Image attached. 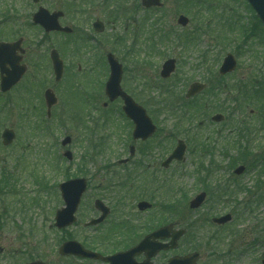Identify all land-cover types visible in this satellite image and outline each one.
<instances>
[{"label":"rangeland","instance_id":"374dc122","mask_svg":"<svg viewBox=\"0 0 264 264\" xmlns=\"http://www.w3.org/2000/svg\"><path fill=\"white\" fill-rule=\"evenodd\" d=\"M77 1L79 5L81 3L80 14L77 13L79 10L70 8L69 0H44L37 5L31 0H0V40L13 41L23 36L26 49L23 61L28 65L27 73L17 86L7 93L0 92V175L4 176V172L13 174L11 181L17 189L16 192L1 193L0 196V214H8L0 218V264H23L38 258L50 264H101L74 256H61L58 248L63 241L71 238L88 245L90 242L91 246L107 254L110 248L100 242V237L108 229L125 217L135 225L133 234L136 235L132 237L135 241L148 231L150 224H144L148 215H157L166 223L177 221L186 227L188 234L180 241L176 253L196 248L201 253L199 264H262L263 245H257L250 251L251 254L243 255L229 253L231 249L226 245L234 242L238 250L237 236H242L241 242L252 240L253 227L264 223V203L258 206L256 212L246 216V220L240 223L235 221L224 228L221 234L224 239L218 250L213 243L207 242L211 235L223 229L215 225L211 218L233 212L232 207L219 203V198H213V189L219 191V185L228 183L230 177L235 185L243 186V192L237 196L240 200L247 196L258 175V170L251 171V168L241 175L234 173L239 166L238 145H244L238 139L239 129L245 125L252 130L254 128V131L257 129L255 135L249 134L247 138L253 140L255 146L250 145L252 151L249 158L264 152V127H260L258 121L261 103L245 101L244 91L238 86V83L251 77L264 78V28H258L257 36L243 42L244 26L249 23L250 30L255 23L258 24L246 0H163V6L152 12V19L143 24V32L135 45L134 27L129 28L134 26V22L140 23L141 12L135 16V21L122 17L114 27L109 22L111 18L108 13L98 9L102 0H97L93 5L88 0ZM39 5L50 11H66L67 22L78 26L75 34L49 33L44 36V30L39 25L31 24L32 15ZM5 10H9L16 20L3 25ZM216 11L218 14L212 16V12ZM180 14L190 18V24L185 29L177 23ZM97 18L108 21L109 27L101 34L95 32L92 26ZM228 21L235 25L233 27L232 24L230 31L225 30L224 26ZM125 23L130 25L128 30L124 29ZM199 25L208 27L202 28L201 38L196 45L184 47L178 42L179 35H185ZM169 30L174 31L172 38L160 42L159 34ZM152 32L157 44L150 40ZM114 33L126 34V42L113 44ZM88 35L91 37L88 38ZM81 37L87 38L88 42H82ZM75 39L81 40L86 47L73 51L76 48L73 44ZM88 43L92 48H88ZM53 47L62 50L61 53L65 52L66 69L56 90L59 102L49 117L43 94L46 88L56 84L50 61ZM108 51H114L128 67L123 86L135 93L137 100L145 106L159 127L157 135L149 143L141 147V143H135L138 148L136 161L139 158L143 161L141 169L153 171V162L167 158L178 139L187 143L185 160L174 161L164 169L160 164V176L155 182H148L151 178H145V173L140 172L128 183V188L118 186L127 180L128 174L119 169L116 162L129 156V146L134 141L131 139V124L120 113L122 103L116 100L107 107L103 106L107 99L101 83L109 76L105 60ZM228 52L236 55L238 67L227 78H220L218 68ZM205 54L209 63L200 64ZM170 57L177 59V68L170 78L163 79L160 70L163 62ZM32 80L35 83L31 86ZM196 80L209 83V91L207 89L197 97V100L208 102V106L188 105L182 110V113L188 111L187 118L178 119L175 113L178 107L172 109L169 104L175 102L182 106L189 85ZM217 86L220 88L211 95V87ZM164 89L169 91L165 92ZM84 93L86 97L91 95V99L87 97L88 103ZM65 103L68 109L63 111ZM74 110L81 112V118ZM217 112L226 116L221 123L211 120V116ZM5 127L16 131V139L9 146L2 144L1 133ZM67 135L72 137V142L63 146L62 139ZM227 145L229 150L225 149ZM213 147L216 156L205 154L203 149L211 151ZM67 149L73 153L71 161L64 156ZM224 154H229L231 159L224 158ZM210 161L225 169L214 172L204 186L203 175L208 172H205L206 168L211 172ZM80 176L88 179V190L77 212V223L63 232L54 225L56 210L64 205L59 184L68 178ZM37 179L42 180L41 187L36 183ZM110 182L115 184V188L114 193L109 189L111 193L108 194L103 187ZM167 188L174 192L175 197L171 194L173 201L165 206L167 214L161 215L158 205L166 195ZM152 189L156 190V194L150 198L144 192ZM202 190L208 192L206 202L199 209L191 210L190 199ZM139 194V197L136 196ZM96 198L112 206V213L100 227L86 228L84 223L98 215L94 208ZM144 199L152 202L154 207L139 211L137 202ZM121 201L122 204H119ZM192 221L197 222L196 228L189 227ZM231 227L239 229V232L234 233L236 236H230L228 241V229ZM192 237L194 242H191ZM132 238L126 240V245ZM122 246L120 248H124ZM214 253L218 262L215 261L216 257L213 258ZM170 256V252H163L154 261L158 264Z\"/></svg>","mask_w":264,"mask_h":264},{"label":"water","instance_id":"95a60500","mask_svg":"<svg viewBox=\"0 0 264 264\" xmlns=\"http://www.w3.org/2000/svg\"><path fill=\"white\" fill-rule=\"evenodd\" d=\"M39 2L40 0H34ZM252 7L257 11L262 22L264 23V0H248ZM144 4L147 6L160 4L159 0H145ZM62 15V12H56L50 14L49 11L40 7L39 11L34 15V21L37 24H41L46 32L52 30H64L71 32L69 27L62 28L58 23V18ZM180 23L186 25L188 18L185 16L180 17ZM22 39H19L13 43L0 42V71H1V90L3 92L9 91L18 81L22 78L26 72V65L21 64L22 56L17 55V51L24 53V49L21 47ZM108 62L111 68L110 77L106 83V94L110 100L113 101L118 97H122L124 100L123 109L126 114L135 122V129L133 136L135 139L146 140L156 131V126L152 119L148 116L146 109L135 102V100L129 96L121 87V79L123 74L122 64L115 58L112 53L108 54ZM51 58L53 62V68L56 74V80H60L63 74V62L59 58L57 50L51 52ZM236 67V59L232 54H228L224 59V62L220 68L221 74L232 72ZM175 69V60L170 59L163 65L161 75L167 78ZM204 88L203 84L193 83L187 92V97L199 93ZM48 108L50 109L56 102L57 97L52 90H47L45 93ZM215 121L223 120V115L217 114L213 117ZM15 138V132L11 129H5L3 133L4 144H10ZM71 141L70 137H67L63 144L66 145ZM133 149V148H132ZM186 150V145L183 141H179L178 146L165 161V166L173 159L182 160ZM134 152H132L133 154ZM66 156L72 158L71 152H66ZM244 167H239L236 173L243 172ZM87 181L85 178H75L65 181L60 184V190L65 205L56 212L55 225L59 229H63L71 226L76 222V212L83 193L86 191ZM206 198V193L198 194L190 202L192 209L200 207ZM95 206L101 211V216L92 219L87 225H97L105 220L110 213V208L106 206L101 200L95 201ZM139 208L144 210L151 207L150 203L141 201ZM231 219V215H225L221 218H215L214 221L219 224H224ZM185 234V229H173V224H169L159 228L158 230L148 234L145 238L135 247L116 253L110 256H102L98 252H94L86 249L80 242L76 240L66 241L60 248L61 255H76L84 258L100 259L109 264H153L152 258L156 256L162 250H169L177 247L178 240ZM169 242H161V240L169 239ZM144 253L146 258L142 262L136 260V256ZM200 254L198 252H192L184 256H173L167 262L162 264H197ZM26 264H47L43 261L37 260Z\"/></svg>","mask_w":264,"mask_h":264},{"label":"flooded vegetation","instance_id":"af4514ba","mask_svg":"<svg viewBox=\"0 0 264 264\" xmlns=\"http://www.w3.org/2000/svg\"><path fill=\"white\" fill-rule=\"evenodd\" d=\"M97 0H88L87 2H91V4L93 5V4H95V2H96ZM83 2H84V0H83ZM111 7H114V9L112 10L111 9ZM98 9H100V10H102L103 12H105V13H108V15H109V18H111V19H109V22H111V24L112 25H114V27H117L116 25H115V23L117 22V21H119L120 19H122V17L123 18H125V19H127V20H130V19H132L133 18V15H134V12H135V15H137V14H139L140 12L142 13V15H140L139 17H141L142 16V18H141V20H140V23L138 22L137 24H135V22H134V27H135V32L137 33L139 30H142V25H143V21H144V19H145V17H146V15H148L150 12H155L157 9L155 8V7H153V8H144L143 6H142V0H102V2H101V5H100V7L98 8ZM56 10H58V9H56ZM110 10V11H109ZM112 10V11H111ZM55 11V10H54ZM77 13H81V11H78ZM66 14H67V12L65 11L64 12V15L60 18V20H59V22H60V24L62 25V26H69V27H72V29H73V31H75V30H77L78 29V26L77 27H75V26H73V25H71V24H69V22H67V20H66ZM134 19V18H133ZM97 20H99V21H102L103 22V32H104V30L106 29V27H109L108 26V21H103L102 19H100V18H97L94 22H93V29H94V31L95 32H97L96 31V28H95V22L97 21ZM134 21H135V19H134ZM79 26H81V25H79ZM130 27V25H128L127 23H125V26H124V28L126 29V30H128V28ZM133 28V26H131V28H129V29H132ZM103 32H97V33H99V34H101V33H103ZM55 34H58V35H63V32H58V33H55ZM89 37H91V36H89L88 35V38ZM91 39V38H90ZM63 58H64V53H63ZM64 63H65V59H64ZM123 63V66H124V75H123V77L125 76V73H126V71L127 70H129L128 69V67H127V69H126V65H125V63L124 62H122ZM65 69H66V64H65ZM81 69V66H79L78 67V70H80ZM137 75H139V73H137ZM137 78V77H136ZM135 78V79H136ZM81 79V78H80ZM31 84V86H32V83H35L33 80L30 82ZM59 83H60V81H58V82H56V84L54 85V87H52L54 90H55V92H56V94H57V87H58V85H59ZM208 84H206V86H207ZM31 89H32V87H30ZM125 88V87H124ZM125 90H126V92H128L130 95H132L134 98H135V100L137 99V97L135 96V93H133V91L131 92L130 90H129V88H125ZM202 94V93H201ZM200 94V95H201ZM117 100H119L122 104H123V101L120 99V98H118ZM196 102V101H195ZM80 104V103H79ZM64 107V109H63V111L65 110H67V106H66V103H65V105L63 106ZM81 113V112H80ZM130 124H131V129H132V131H133V123L132 122H130ZM131 132V131H130ZM157 133H158V131H157ZM157 133L155 134V135H157ZM131 135H132V133H131ZM154 135V136H155ZM153 136V137H154ZM131 139H132V141H134V143H132L131 145H134V153H136V151H137V147H136V144L135 143H141V145H140V147L142 146V145H146V143H149L150 142V139L149 140H147V141H142V140H134L133 139V137L131 136ZM151 139H153V138H151ZM187 144V143H186ZM140 151V150H139ZM245 151V150H244ZM130 152H131V148L129 147V156H126V157H124V158H119L118 159V161L116 162V163H118L119 164V169H122V170H124V171H127V180L126 181H124L122 184H118V186L120 187V188H123V186H125L126 188H128L127 187V184H128V180H129V182L130 181H133V179L134 178H136L137 176H139V173L140 172H144L145 173V175H146V177L145 178H151L148 182H155V180L156 179H159V172H160V164H161V168L162 169H164L165 167H164V165H163V161H160V159H157L156 161H154L153 163H154V166H153V171H151V170H148V169H141L142 168V163H143V161H141L140 159L141 158H139L138 160L139 161H136V159H137V157H135V154L134 155H130ZM146 155H148V150H147V152H146ZM244 157V156H243ZM243 157H241V158H243ZM224 158H226L227 159V157H225L224 156ZM244 167H245V170H244V172L246 171V172H248L249 170H250V168H251V171H255V170H259L260 168H262L263 170H264V165H262V163H263V159H261V157L260 156H257V155H255L254 157H252V158H249V156L248 157H246L244 160ZM243 172V173H244ZM264 173V172H263ZM114 174L116 175L117 173L116 172H114ZM158 177V178H157ZM208 179V178H207ZM206 184H207V180H206ZM228 185H229V182H228V184H227V186H226V188H228ZM103 188H105L104 189V191H106L108 194L109 193H114V188H115V184L114 183H109V184H107L106 186H104ZM109 189L111 190V192L109 191ZM249 196V197H248ZM252 197H253V195L252 194H250V193H248L247 194V196L246 197H244V198H240L241 199V201L242 202H245L246 200H248V201H252ZM231 202V200L230 199H227V203H230ZM119 204H121V203H119ZM117 205V204H116ZM110 206V205H109ZM111 207V209L113 208L112 206H110ZM232 211H233V209H232ZM233 213V217H234V219H235V217H237V213L236 212H232ZM149 216V215H148ZM160 222V220H158L157 221V223H159ZM137 243V242H136ZM111 253V252H110ZM143 257L141 256V258L139 259V260H141Z\"/></svg>","mask_w":264,"mask_h":264},{"label":"trees","instance_id":"16d2710c","mask_svg":"<svg viewBox=\"0 0 264 264\" xmlns=\"http://www.w3.org/2000/svg\"><path fill=\"white\" fill-rule=\"evenodd\" d=\"M254 18L258 21V24L257 23H255L254 24V26L252 27L253 29H252V33H250V36H254V33L253 32H256V28L258 29V27H263V25L261 24V22H260V20L258 19V17L255 15L254 16ZM229 24V23H228ZM232 27V25L229 27V28H231ZM264 28V27H263ZM260 92H261V94H260ZM252 98V99H258V100H261L263 103H264V83L263 84H261L260 86H258V90H255L254 89V93L252 92V93H247V92H245V95H244V98L247 100L248 98ZM260 97V98H259ZM245 100V101H246ZM263 108H264V106H263ZM3 183H4V181H3ZM8 186V185H7ZM214 196H221L222 197V194L221 193H219V194H213ZM3 215H6L5 214V212H3L1 215H0V217H2ZM261 237L262 238H264V234H262L261 235ZM209 243V242H208ZM219 241H218V243L216 244L215 243V247L217 248V250H218V247H219ZM91 247V246H90ZM93 248V247H92ZM216 262H218L219 260L216 258V260H215Z\"/></svg>","mask_w":264,"mask_h":264}]
</instances>
